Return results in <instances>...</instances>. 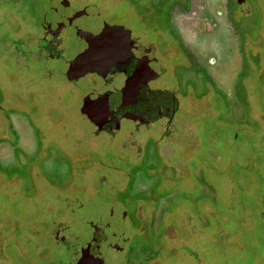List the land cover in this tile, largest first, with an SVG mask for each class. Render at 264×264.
I'll return each instance as SVG.
<instances>
[{"label":"flooded vegetation","instance_id":"obj_1","mask_svg":"<svg viewBox=\"0 0 264 264\" xmlns=\"http://www.w3.org/2000/svg\"><path fill=\"white\" fill-rule=\"evenodd\" d=\"M41 1L43 4L37 0H1L0 8L21 5L15 12L18 17L14 18L18 39L11 42V50L18 55V63H26L31 58L38 62L46 82L55 79L53 92L60 107L40 111L32 104L31 95L25 99L18 95L17 126L11 119L13 114L9 116L8 133L14 137L10 142L13 145L8 144L10 139L6 135L0 134V149L10 150L0 153V165L9 166L16 161L12 151L18 149V167L27 166L24 180H28V183L24 182L22 176H18V192L34 187L37 173L51 187L55 185L49 182L50 178L62 180L68 175L71 180L56 187L60 193L70 187L78 194L100 191L106 183L103 192L108 200L98 211H104L109 205L110 210H106L104 216L101 214L100 220L86 221L85 237L80 238L81 234L68 231L71 228L64 222L63 214L50 223L31 222L27 217L22 219L18 209L17 219L11 220L6 214L0 217V228L8 227L6 234L13 226L17 230L22 225H28L29 229L37 225L46 227L43 235L49 243L43 247L30 245L28 237L39 239L34 232L22 235L19 231L17 235L18 240L24 236L23 241L31 250L38 249L47 264H53L49 262L55 252L61 255L60 259L67 255L71 259L68 264H166L168 231L172 226L171 219L164 217L165 209L172 205L178 193L175 183L187 178L188 174L191 176L194 165L202 168L204 162L207 171L219 174L224 185L219 190L221 198L216 205L202 210L200 216L204 223L207 219L211 226L224 225L227 216L239 215L238 207H245L246 213L264 218V196L259 195L251 202L235 199L236 188L243 192L252 179L257 183V193L264 194V98L261 96L264 94V74L259 61L262 54L258 44L239 37L245 19L251 17L249 0L225 1V12L228 18L231 17L236 36V49L229 59L233 65L214 73L201 59L188 58L191 70H184L183 65L176 66L173 89L167 88L163 81L167 73L162 57L165 41L159 34L154 40L149 39L141 21L142 14H135L138 20L132 26L126 15L118 11L109 13L105 7L74 5L73 11L54 19L63 13L59 0ZM23 25L34 28L35 33L22 36ZM108 27L120 29L111 31V42L117 48L114 63L104 66L94 61L88 51ZM240 43H243L242 54V48L238 50ZM208 65L214 66L215 60L209 59ZM245 66L252 69L250 77L238 81L236 74ZM203 81L219 92L220 101H213L209 94L207 99L191 97L189 89L197 92ZM243 81L254 84L255 100L252 103H243L237 96L236 89ZM25 100L30 101L32 109L22 105ZM73 103L75 108L71 107ZM243 104L249 109V123L244 118ZM218 108L221 110L218 115L221 114L224 121H232L233 128L227 132L225 127L209 128L204 147L191 122L207 121ZM54 113L61 117L58 124L73 114L78 116L81 124L77 126V132L89 144L79 148L74 144L71 149L55 142L51 131L46 130L48 126L43 125L40 131L37 125L44 124ZM171 139V144L176 147L174 158L167 155L168 151L160 152L159 149ZM105 147L113 148L115 153L104 152ZM229 148L234 150L233 154ZM93 152L101 157L97 162L89 161ZM189 162L192 167L187 165ZM99 169L108 170V173H98ZM87 170L90 178L86 175ZM92 176H96L95 180ZM77 177L84 179L85 184L74 185ZM213 189L203 188V193H213ZM64 202L69 201L65 198ZM70 203H76L77 208L83 207L77 196ZM28 213L29 218L35 215ZM217 216L221 218L218 220ZM110 223L118 224L114 230L119 237L111 238L117 243L107 249L104 241L111 234L104 233L103 229ZM230 234L232 231L225 228V240H231ZM241 241L239 245H245V237ZM30 256L26 253L23 258L32 262Z\"/></svg>","mask_w":264,"mask_h":264},{"label":"rangeland","instance_id":"obj_2","mask_svg":"<svg viewBox=\"0 0 264 264\" xmlns=\"http://www.w3.org/2000/svg\"><path fill=\"white\" fill-rule=\"evenodd\" d=\"M37 1L39 4H43L41 0ZM69 1H71L70 8L67 5ZM225 1L59 0L60 7L63 6V13L62 15L55 16L54 19L62 18L69 13L68 11H73L75 6L80 5L105 7L109 13H116L118 11L121 15H126L130 23H132V26H134L135 20L137 19L135 14H142L141 21L145 25L144 28L149 34V39L154 40L159 34L161 39L165 41V46L163 45L162 49V57L166 65L167 73L163 77V81L167 88L173 89L176 86L174 80L176 66L183 65V67L185 66L184 70H191L188 58L197 57L201 59L208 66L209 70L211 72L214 71V73L221 68L229 65L231 67L233 65V61H229V59L232 52L236 49V36L234 27L229 19L231 17L229 16L228 18L225 12ZM249 1L248 3L251 5V17L245 19V27L242 32H238L239 37H242L243 41L246 39L249 43L252 42V44L256 43L259 45V51L262 54L259 61L261 62L263 75L264 0ZM18 7H21V5L13 4L0 8V134L6 135L10 139L9 145H13L10 142L14 141L13 135L8 133V128L11 125L10 121L12 119L15 126H17L18 122V116H16L18 114V95L20 99H25L26 96L31 95L33 98L32 104H35L36 108L40 111H45L50 107H60L57 99H55V92H53L54 83L56 82L55 79L53 78L46 82L43 77V68L38 62L31 58L26 63H18V55L16 56L11 50V42L18 39L17 23L14 20L16 16L18 17V14H15L18 11ZM243 8L246 9V5ZM131 9H134V11ZM138 24L140 26V23ZM31 33H35L34 28L23 25L21 35L25 37ZM242 33L245 35H242ZM241 45L243 43L239 44V46ZM30 48H32L31 45ZM241 48L242 46L240 48L238 47V50L241 51ZM243 51L244 49L242 48L240 54ZM209 59L215 60L214 66L208 65ZM247 66L236 74L238 81L242 77H250L252 69ZM55 78L57 79V77ZM253 87V83L248 85L244 81L243 83L240 82L236 90L241 102L247 104L255 100ZM189 93L191 97L194 96L199 99H207L206 95L209 94L213 98V101L214 99L217 102L221 100L219 92L215 88H211L210 84L205 81L202 82L197 92L193 93L189 89ZM261 96L264 98V94ZM29 100L21 103L23 106L27 105L29 109H32V104H30ZM246 104H243L244 118L246 123H249V109L244 107ZM71 107L75 108L74 103ZM220 112L221 110L219 108L217 110L215 109L212 118L199 124H196L197 120H190L193 123L192 129L196 132V135L198 134L200 142H202L204 147L207 141V130L209 128L216 126L218 129H221L225 127L226 132L233 128L232 121H224L221 114L218 115ZM12 114L13 117L9 119V116ZM49 116L52 118H48L44 124L42 122L37 126L40 128V131H42L41 127L43 125L45 127L48 126V129H45L47 132L51 131L55 142L71 147V149L74 144L78 145V148L81 146L86 147L89 144L77 132V126L81 124L78 116L73 114V116L66 117L61 124H58V120L61 117L56 113L53 115L50 114ZM221 133L223 132L221 131ZM171 141L172 139L168 143L162 144L159 149L160 152L168 151L167 155L174 158L176 147L174 144H171ZM105 149L104 152L109 154L115 153V150L111 147H105ZM4 151L10 152L8 148L0 149V153ZM232 151L234 150L230 149V152L233 154ZM12 152L16 157V161L9 166L0 165V217L6 214V216L11 217V220H14L18 216V209H20V212H22L20 213V217L22 219L27 217L26 219L31 222L44 221L50 223L60 218L59 216L63 214L64 222L71 228L68 231L70 233L75 231L78 235L81 234V236L79 235L81 238L86 232V221L93 222L95 219L96 221L100 220V215L102 214L104 216L106 210H110L109 205L104 211L99 212V207H104L108 200V197H106L107 194L103 192L107 187L106 183L102 185L99 189L100 191L88 190L86 193L80 192L78 194L73 187H70L66 189L65 193H60L56 187L63 184V182L71 180L68 175L65 177L66 179L64 178L62 180L50 178L49 182L55 185L51 187L37 173L38 175L34 177V187L22 188L20 190L22 192H18V176H22V180L28 183V180H24L26 179L24 175L27 174V166L19 168L18 149L13 148ZM99 159L101 157L97 156L95 152L90 154L89 161L97 162ZM187 165L193 166L192 162H189ZM193 169L195 171L191 176L188 174L187 178H183V180L175 183L178 193L173 198L172 205L165 209L164 217L165 219H171L169 220L172 226V229L168 231V237L170 239H168L167 245L168 254L166 264H264V218L261 219L256 217L255 214H249L247 216L248 228L240 224L239 217L238 219L235 218L236 215L227 216L228 218L224 221L225 224L221 226H217L216 224L211 226V224L207 223V219L204 223L200 216L202 210L206 207H211L218 198H221L219 190L221 191L224 185L219 174L215 172L211 174L207 171L205 162L202 168L195 164ZM88 170L86 171V175L90 178L91 174L88 173ZM101 172L106 174L108 170L99 169L98 173ZM95 177L92 176V179ZM76 183L84 185L85 180L77 177L74 185ZM256 185L257 183L252 179L246 184L243 192L239 188H236L237 195L235 199L238 201L240 199H246L248 202H251L255 197H259V195L264 196L263 192L257 193L259 189L256 188ZM207 187L214 188L216 191L213 189V193L212 191L209 194L207 192L203 193V188L205 190ZM76 196L81 200L82 208L75 207L76 203H70L71 199H74ZM65 198L68 199V203L64 202ZM179 208L184 209L180 210ZM59 211H63L64 213ZM28 212L31 214L34 213L35 215L29 218ZM219 217L221 218V216ZM116 225L118 224L116 223L113 226L110 223L104 227V233L108 231L111 234H108L109 237L107 238L109 239L104 241V248L109 249L114 243H117L114 239H111L118 237L114 230ZM225 228H228V231H232L230 241L225 240L223 236ZM7 230L8 227H3L0 230V264H47V261H44L39 255L40 251L38 249L36 251L31 250V247L25 245L23 241L24 236L18 240L17 235L19 231L22 235L27 232L29 233V231L34 232L39 236V239H34L31 236L28 237L32 243L30 245L36 244L39 247H43L45 243H49L43 235L46 232V227L37 225L34 229H29L28 225H22L17 230L13 226L12 230L6 234ZM159 231L161 230L159 229ZM244 237L245 245L241 246L238 242H242L241 240ZM26 253L29 256L31 254L29 258L32 262H29V259L23 258V255ZM60 256L55 252L50 256L52 260L49 263L68 264L71 261L67 255H62L61 259ZM259 258L262 260L260 261Z\"/></svg>","mask_w":264,"mask_h":264},{"label":"water","instance_id":"obj_3","mask_svg":"<svg viewBox=\"0 0 264 264\" xmlns=\"http://www.w3.org/2000/svg\"><path fill=\"white\" fill-rule=\"evenodd\" d=\"M90 6L95 7V5H90ZM106 29L107 31H105V33L100 38H98L94 43L91 44L90 49L88 51V54L91 56V58L94 59V61L102 63L104 66L112 65L114 63V57H115L114 54L116 53L117 48L115 49L113 42H111V37H112L111 31L120 28L108 27Z\"/></svg>","mask_w":264,"mask_h":264},{"label":"trees","instance_id":"obj_4","mask_svg":"<svg viewBox=\"0 0 264 264\" xmlns=\"http://www.w3.org/2000/svg\"><path fill=\"white\" fill-rule=\"evenodd\" d=\"M239 206H242V204L240 203ZM238 212H239V215L236 216L235 218L238 219V217H239L240 224L245 226L246 228H248L249 224L247 221V216L249 215V213H246L245 207H242V209H239V207H238ZM240 215H241V217H240Z\"/></svg>","mask_w":264,"mask_h":264}]
</instances>
